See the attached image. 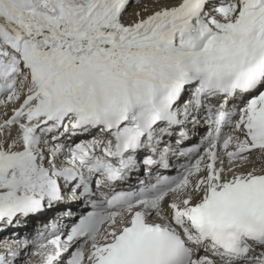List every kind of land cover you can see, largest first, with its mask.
<instances>
[{"label": "snow or ice", "instance_id": "snow-or-ice-1", "mask_svg": "<svg viewBox=\"0 0 264 264\" xmlns=\"http://www.w3.org/2000/svg\"><path fill=\"white\" fill-rule=\"evenodd\" d=\"M45 213L0 264H264V0H0V233Z\"/></svg>", "mask_w": 264, "mask_h": 264}, {"label": "bare ground", "instance_id": "bare-ground-1", "mask_svg": "<svg viewBox=\"0 0 264 264\" xmlns=\"http://www.w3.org/2000/svg\"><path fill=\"white\" fill-rule=\"evenodd\" d=\"M135 9H132V11H134ZM131 9L129 8V12H132ZM197 133L198 135H192L193 133ZM206 132V128H200V129H193L192 130V134L190 133L188 141L186 143L187 144H191V143H196L199 141L200 139V135L202 133ZM183 160H180L179 158L174 159L172 161L173 167L171 169L168 170V174H175V169L178 167L179 164L183 163ZM135 176L132 178V180L129 181V184H133L135 183ZM54 219L55 218V214H49V213H45L44 215H41L39 217H33L30 218L27 223L22 226L19 229H9V231L7 232V237L3 240V241H8L9 238L11 237L12 239H15L16 237L14 236V233H19L20 236H28L29 238L35 234L37 231H40L44 228V226L47 223V220L49 219ZM5 233V232H4ZM2 237V236H1Z\"/></svg>", "mask_w": 264, "mask_h": 264}, {"label": "rangeland", "instance_id": "rangeland-1", "mask_svg": "<svg viewBox=\"0 0 264 264\" xmlns=\"http://www.w3.org/2000/svg\"><path fill=\"white\" fill-rule=\"evenodd\" d=\"M130 9H131V11H132V9H134V8L130 7ZM191 134H192V133H191ZM192 135H196V136H197L198 134L194 132ZM50 219H51V218H50ZM8 231H9V230H8ZM8 231H7V232H8ZM7 232H5V233H0V242H3V240L7 237V234H8ZM1 236H2V237H1Z\"/></svg>", "mask_w": 264, "mask_h": 264}]
</instances>
